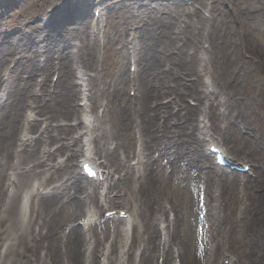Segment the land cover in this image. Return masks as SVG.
Wrapping results in <instances>:
<instances>
[{
    "label": "rangeland",
    "instance_id": "374dc122",
    "mask_svg": "<svg viewBox=\"0 0 264 264\" xmlns=\"http://www.w3.org/2000/svg\"><path fill=\"white\" fill-rule=\"evenodd\" d=\"M90 1L0 0V35H2L0 37V133L3 139L6 130L15 128L16 132L19 118L23 119V116L30 110L28 106L22 109L17 122L13 123L9 129L10 124L6 118L18 99V96L14 97V93L18 92L19 94L22 88L20 87L16 91L17 87L27 82L28 85L25 86V89L29 93L30 87H35L34 84H38L42 78L40 75L27 76L24 69L29 62H42L45 56H52L54 60H57L58 55L55 53L60 50L61 46L67 45L66 54L68 48L77 51L81 46V42L77 38L82 39L89 35L90 40L94 41L97 61L90 62L87 66L78 55H75L72 64L75 71H85L86 76H96L97 78L93 82L95 84L93 90L91 89L92 94L95 93L96 96L94 95L93 102L90 100L87 105L90 104L92 108L95 103L93 109H88V115L92 121L91 125H98L96 135H99L95 141L90 139L89 135H84L85 139H89L87 144L92 152L95 149H101L103 144V148L111 142H113L111 148L122 144L121 137L117 132V118L120 116L125 117L123 124L130 129L129 133L132 139H134V132L138 138L137 133L142 130L138 105L141 94L147 87L146 90L150 94L160 95L159 99L151 98L150 102L157 100V103L156 105L152 103L149 106L154 110V112H150L154 130L151 133L152 128L147 135H150L158 146L153 144L148 151H145V156L142 158L143 161L146 160V157L149 158L151 163L149 162L148 170H144L146 166L139 167L136 164V155L140 151V147L139 142L136 145L134 143L130 146L129 166L128 162L126 163L127 179L119 184L117 189L119 191L117 198L119 199L115 200V206H110L108 209H124L135 214L139 203L136 202V196L132 190L139 191L142 181L144 189L141 195V211L142 209L146 210L148 219H159L163 228L166 227L160 233L156 231L159 237L155 240V244L159 240L161 249L164 241L169 242L170 263L168 264H172L174 252L180 253L181 249L187 256L185 264H201L199 253L202 239L198 236L197 219L203 211V204L198 197V195L200 196L199 188L202 187L206 197L207 222L209 224L207 238H209L211 246L217 245V243L221 245L215 252L214 264L217 262L222 264L223 261L228 263V260H223L228 256L234 257L235 261L236 257L242 261L243 250L241 247L246 241L247 243L264 241L261 238L264 237V177L263 184L259 182V185L255 183L253 177L241 182L235 179L237 177H221L219 179L208 178V175L207 178L206 176L200 177V173L194 171L196 169L194 166L198 164L196 162H200L198 161L199 150L201 149L202 154V149H206L209 142L203 143L194 131L195 134L191 135L186 144L180 146V150L176 151L173 140L180 139L182 133L186 136L188 128L184 121L186 113L181 106H189L195 109L193 116H196L197 123L207 124V135L210 140L218 139L220 144L229 150L234 160L247 163L250 166L252 164L255 172H259L260 164L264 167V0H93L92 3H89ZM101 1L103 4L100 3ZM104 6L106 8L102 9ZM209 6H213L217 12H211ZM221 12L225 13L231 22L223 24L221 21V23L219 20L222 19ZM96 20L97 27L92 32V26ZM217 24H219L218 27ZM216 33H218V37L215 45L223 47L221 52L223 57L221 59L214 57V59L231 71L227 77L232 85L231 88L225 87L220 80L212 76V73H215L211 67L212 60L206 64L208 67L203 65L199 67V72L195 77L196 81L194 76L187 77L182 70L189 55L193 56L197 53L199 63L208 60L209 52L206 51L211 50L210 41L214 39ZM29 40H32L37 48L47 44L49 49L44 53L35 51L30 54L25 51V49H30L26 44V41ZM40 40H44V42H40ZM67 41H69L68 44H66ZM82 44H85L84 41ZM196 49L199 51L196 52ZM145 57L148 64L141 65L140 69L137 67V70L135 60ZM238 63L244 65V69H237L239 72L235 71ZM124 74L138 81L143 86V90H137L135 84L124 87L123 91L120 90L121 86L116 83V78L122 77ZM57 77V73H51L49 80L45 82L46 85H42L43 97L46 96L43 103H46L47 109L55 111L56 116L61 114L58 109L61 107L63 97L58 93L50 92L48 94V88L50 91L52 90L53 87L50 88L49 85H55L58 81ZM202 80L205 86L208 83L210 90L207 91L209 93H203L206 88L202 84ZM195 85L196 87H193ZM55 88L58 90L57 87ZM85 88L90 89L89 86ZM88 90L85 92L87 93ZM121 92L131 100V108L117 104L115 94ZM205 95L223 103L230 100L231 97L232 100L228 101L230 106L221 104L220 110L229 115L237 114L238 121L240 123L243 121L250 128V136L236 131V136L223 134L218 129V125L220 126L221 123H218L216 128H211L210 125L214 124L213 119L207 116L206 107L200 103ZM30 97L31 95L28 99ZM38 99L40 98L38 97ZM76 103L74 106L78 108ZM165 107L168 108L166 113L164 112ZM217 108H213L215 115H217ZM146 112H148V107L141 111V114L144 115ZM34 114L38 115L39 119L44 118L36 112H33L32 115L34 116ZM81 114L83 115L84 112L81 111L79 117ZM104 114L106 117L101 120L100 118ZM165 120L169 133L155 142L156 126L163 125ZM64 123L70 124L69 122ZM195 123L196 121L193 120L194 127ZM49 124L48 129H56L55 122H49ZM41 126L45 127L42 123ZM15 132L12 140L16 137ZM78 132L83 131L78 130ZM70 135L78 137L79 133L69 132L66 138L60 137V142L50 144V149L54 150L59 147L61 142H70ZM79 138L81 141H78L77 144L83 146V139ZM191 140L193 146H191ZM70 148L76 149L75 146ZM10 150H13V146L10 147ZM126 150V145L119 150L122 153V158L125 155L123 152ZM188 150L191 151L194 160L196 159L195 162L189 161L191 153ZM4 152L5 147L3 146L2 149L0 147V158L5 156ZM67 154V152H63L56 157V160L64 161ZM134 154L135 156H132ZM187 155H189L188 159L184 157ZM95 160L99 163L103 159L96 156ZM81 161L82 158L78 157L74 162L78 171ZM210 162L212 163V160ZM189 163H193V165ZM200 163L208 165L204 161ZM109 168L111 167H106L107 170H110ZM261 171L264 172V168ZM122 174L121 172L112 174L113 176L108 177L107 185L109 186L114 178L121 177ZM64 175L62 172L60 177L62 178ZM37 182L38 180L34 179L32 181L35 188ZM57 182H50L49 187L51 188ZM81 182L86 185L90 183L83 178ZM25 191H27L26 188L17 197L18 207ZM109 192L110 195L115 194L114 191L109 190ZM77 196L82 197L83 195L80 192L74 193L73 189H68L64 195L62 193L59 196L61 198L59 203L53 206V209L56 210L60 208L58 220L64 221L63 227L59 230L60 235L67 233L69 226L77 224V219H71L75 212V206H68L70 202L68 197L77 199ZM236 196L242 197L240 202L235 200ZM247 197L254 198L256 214L253 219L252 217L250 219L254 230L249 228L247 236H243L241 231L232 228L231 223H233L237 210L245 206L251 207L249 206L251 201L247 200ZM30 203H35V200H30ZM215 204L219 206L216 211H220L221 221L215 220V216H212V206ZM104 210L105 208L101 214L105 212ZM137 220H134L136 226L141 225L139 219ZM104 226L101 224L94 228L96 237L99 239L102 237L101 229H104ZM107 228L109 237L103 238L105 240L102 245L97 246L99 251L105 244L110 245L113 240L110 235L112 223H108ZM138 231H141L142 235L140 227ZM44 233L42 228L34 231V234L42 239L40 243L44 247V252L42 251L40 255L47 253L46 257L41 260V264H55V260L65 263L66 258L64 249L61 247L62 244L56 243L51 235L45 236ZM142 238L145 240L147 237L143 236ZM257 244L259 245V243ZM1 245L0 243V251ZM141 246L139 239L133 246L125 248L123 253L130 249V252H133L132 261L135 264L138 261ZM58 250L60 257H58ZM83 250L84 247L81 248V251ZM121 250L122 248L112 252L110 257L114 259L116 252L119 253ZM50 253L55 260L50 258ZM193 256L195 261H193ZM183 258V255L180 256L181 261ZM20 260L22 261L13 263L12 259L8 258L6 264H29V261L25 259ZM81 262L83 263V261ZM98 263L97 257L95 264ZM130 263L133 264L129 261Z\"/></svg>",
    "mask_w": 264,
    "mask_h": 264
},
{
    "label": "bare ground",
    "instance_id": "6f19581e",
    "mask_svg": "<svg viewBox=\"0 0 264 264\" xmlns=\"http://www.w3.org/2000/svg\"><path fill=\"white\" fill-rule=\"evenodd\" d=\"M93 0H91L89 3H92ZM45 2H49V0H45ZM44 4L42 5V7ZM90 6V4H89ZM106 6H104L102 9H105ZM209 10L211 12H217L213 8V6H209ZM42 11V9H41ZM220 17L222 19H219L220 22L222 21L223 24L231 22V19L225 15V13L221 12ZM221 22V23H222ZM219 24H217V27ZM2 37V35H0ZM218 37V33H216L214 39L210 41L212 44V48L209 51H206L207 53L209 52V57L208 60L204 64H208L209 60H212L211 62V67L214 69L215 73H212V76L215 77L216 79L220 80L222 84L227 87L231 88L232 85L230 84V80L227 79L229 73L231 72L227 68L223 67L214 59L215 58H222V49L223 47H217L215 45L216 40ZM85 44H82V50L81 54L79 51H77V55H79L84 63H90L96 61V53L94 52V42L90 40L89 35L82 39ZM28 48L30 49H25V51H28L30 54L35 53V51H38L40 53H43L41 51V48L39 49L35 47L31 41L30 44L28 45ZM60 49H65L64 46H61ZM199 50L196 49V52ZM201 52V51H200ZM61 54L58 57V61L63 59V62H59V70H58V81L56 84V87L58 90H53L56 91L59 95H62L63 97V102L61 104V107L58 109V111L61 113L60 115L56 116V112L47 109L46 108V103H43V100L46 99V96H44L43 99H40L39 101L36 100V97L39 95L43 94L40 93L39 89L32 88L29 93L34 96L33 98H29L30 94L26 92L27 89H25V86L28 85L27 82H24L22 86H18L16 91L21 88V92L14 93V97L18 96V99L16 100L14 107L12 110H10L6 121H9V129L12 127L13 123H16L19 117V114L22 109L26 107L27 102H32L31 104L29 103V106L34 107L36 112L39 115H42L44 117L43 123L46 122H56V129H47L46 124L45 125V131L41 130L38 135L35 137H30L29 133H37L38 132V125L37 123V118H31V114H27V116H24V119L21 120V127H24V131H21L20 129L18 139L15 141L16 137L12 140V136L15 132V128H12L10 130H6L5 137L3 139L1 133H0V147H5V156L0 158V242L2 244L7 245L5 247L4 253H0V262L1 264H6V258H11L12 262L15 263L18 261H22L20 259H25L26 261H29V264H41V260L43 257H46V253L44 255H40V249L42 247L41 241L42 239L37 237L34 234V231L38 228H42V230L45 231L44 235H51V237L54 239L56 243H61V247L64 249V254L66 258V262L60 263V261L55 260L53 255L50 253V258H53L55 260V264H92L94 259L97 258V252L98 250L91 251L90 250V238L82 237L81 232L85 231V229H93V225L95 224V221L97 220L99 222L100 217L98 216V212L94 211V209H89L87 212H84L85 208V203L90 202L91 204L95 205L96 208H98V200H101L102 202H105L106 204H114L116 201V198H110L109 197V192H104L105 189L102 186V191L98 194L96 193L97 186L104 185V182L106 179H108V176L110 174V171L106 170V167H111L109 169H113L114 173H120L124 172L122 174L123 181L127 179V173H126V163L128 160H131V156L129 151L131 150L130 146H132L134 143L135 145L137 142H139V147L140 151L136 155L137 158V165L140 167V165L146 166L144 168L145 171L148 170L149 166V158L146 157V160L143 161L142 158L145 156V151H148V149L154 144L156 147L158 144L154 143L152 140V137L148 134V131L151 130V133H153L154 130V125L152 124V116L150 112H154V110L150 109L149 106L154 103L156 105V101L150 102L151 98L157 97L159 99L160 95L155 94L152 95L150 94L145 87L144 92L141 94V99L140 102H138L139 105V121H142L141 125V132L137 133L138 138H136V133L134 132V139L130 136V129L126 127L123 124L124 116H120L117 118V124H118V135L121 137L122 144L116 145L111 149V145L113 142H111L107 147L103 148V145L98 149H95L94 153L89 152V149L84 150L83 147H79V149H74L70 148L69 146L72 143L76 142V138L73 136H70L69 140H71L72 143L70 142H61V145L59 147H56L53 151L50 150L49 145L53 144L54 142H60V137L66 138L68 135V132L71 131L70 125L64 122L70 121L69 119H72L76 116L78 109L75 108L74 103L77 98L81 95L79 93L81 89L76 90L74 87V84H76L73 81V69H72V60H73V51H70V54ZM204 54H206L203 51ZM201 56V54H200ZM187 58V55H185ZM47 59L46 63L40 64V63H35V61H30L28 66L25 67L24 72L27 75H30V77L35 76V75H40L42 85L45 84V81L49 79L50 74L54 71L53 67V59L52 57L45 56ZM187 61V62H186ZM186 61L183 64L182 70L183 73L189 77V76H194V80L196 81L195 77L196 74L199 72V67L201 64L197 60V53H195L193 56H188ZM147 58H142V59H137L135 60V63L138 67V69L141 68V65L148 64ZM203 64V65H204ZM239 64V65H238ZM236 65L235 71L239 72L238 70L244 69V65L241 63H238ZM40 66L42 68H40ZM204 67H208L205 65ZM137 69V70H138ZM144 69V68H142ZM238 69V70H237ZM78 79H82V74L78 73L77 75ZM79 76V77H78ZM82 87H84V81H87V85H91V80L89 78H83L82 79ZM116 83H118L121 88L120 90L123 91V88L129 85H136L137 90H143V86L138 83V81L132 79L130 76L124 74L122 77L116 78ZM35 87L42 88V85L40 84H34ZM86 86V85H85ZM193 87H196L193 86ZM84 90V89H83ZM52 91V92H53ZM85 91V90H84ZM204 94L207 93V89L203 91ZM84 97L80 98L79 101H84L85 98H90L91 95L87 93H82ZM152 95V96H151ZM191 96V95H190ZM205 97L210 100L209 96ZM115 98H117V104H123L126 107L129 106L131 108L132 102L129 98H127L122 92L120 94H115ZM34 103V104H33ZM79 103V102H78ZM214 105V102L211 101L209 106ZM218 104L215 103V106ZM228 106L230 104L228 103ZM146 107H148V112L144 113V115L141 114V111H143ZM184 110L185 118L184 121L187 125V130H186V136H184V133L181 134V138L176 140H173L174 147L176 148V151L180 150V146L186 144L188 139L190 138L191 135H194L195 127L192 124V121L194 120L193 117V112L195 109L186 107V106H181ZM83 110L85 108H82ZM86 111V110H85ZM168 111V108H164V112L166 113ZM208 116L213 119L214 124L213 125L216 128V125H218L219 121V115H215L214 111L209 108L208 110ZM226 120V119H225ZM5 121V122H6ZM224 119H222V122ZM79 125L82 127V129L87 128L86 132L88 131V128L90 127L91 123L87 119V115H84L81 120L79 121ZM64 123V124H61ZM242 125H246L245 123H241ZM19 125V120L17 123V127ZM15 126V125H14ZM167 122L166 120L164 121L163 125L156 126V134H154V137L156 138L155 142L159 140L160 138L164 137L169 133L167 131ZM199 129L202 130L203 127L206 126H201V124L198 125ZM221 130H223L228 136L231 135H236V132H243L242 129L239 126V122L236 120V117L234 114H232L226 121L225 125L223 127L219 126ZM95 133L94 129H90ZM84 133H80L81 135H84ZM231 134V135H229ZM117 136V134H116ZM159 136V137H158ZM184 136V137H183ZM91 138V137H90ZM98 138L97 135L94 136L93 140H96ZM208 140V139H207ZM15 146V150L11 152L10 147ZM126 145L127 150L123 152L124 157L122 158L119 150L123 148V146ZM208 144V146H210ZM191 146H193V142L191 140ZM187 147V146H186ZM14 149V147H13ZM84 150V151H83ZM201 150V149H200ZM199 150V159L198 161H202L203 157L200 154ZM190 153L191 151L188 150ZM225 151H227L225 149ZM63 152H67L68 154L66 155V158L62 162L56 161V157L61 155ZM92 153V154H91ZM98 156L103 159V161L99 164H96L93 162V164L97 167V169L101 172V174L104 176V182L99 183V182H94L92 181L93 185L86 186L83 185L80 181V176L81 173H79L76 170V167L74 165V162L76 161V158L81 156L82 158L93 160V156ZM132 156H135L132 155ZM142 156V157H141ZM184 157H189V155L184 156ZM210 153L206 152L204 160H209ZM55 160V161H54ZM191 162H195L196 159L194 160L193 155L191 153V159L189 160ZM200 162H196V166H199V169H194L195 172H201L202 165H200ZM129 163V162H128ZM151 163V162H150ZM190 165H193V163H189ZM245 164L241 165L244 166ZM129 166V164H128ZM202 167V168H201ZM209 168V165L206 166ZM216 169L221 170L223 173H227L228 171L222 167H218L216 165ZM133 170V168H132ZM59 171L64 172V177H60L61 173ZM235 177V176H233ZM255 182H261L263 184V177H264V172L261 171L259 174L255 175ZM34 180H38L37 182V189L33 190L32 186L30 187L31 182ZM121 177L118 176L116 180L113 181V183L109 186V189L111 191L115 192V196L118 194L119 191H117ZM57 182L56 185H54L51 189L46 190V186L50 184V182ZM141 189L139 191L133 190L132 192L136 196V202L139 203L138 209L135 211L136 216L138 219L141 220V228L144 229V232L147 234H152L151 237H147V241L143 247V250L141 251L140 254V261L138 264H154V254L157 253L158 257L161 255L163 258V264H168L169 263V249L167 243H163V246L160 249L159 244H155L156 237L152 239V236H156V229L158 228V224L156 219L150 220L148 219V213L146 210L142 209L141 211V195L143 193L144 189V183L141 181ZM32 189L30 196L34 199L36 198V202L32 207L30 206L29 210V217L27 221H23L21 217L24 216V211L25 206H21L19 209L16 200L19 194L20 189ZM42 190L40 191V189ZM99 188V187H98ZM12 189V193L10 194L8 198V190ZM73 189L74 193H85L84 198H77L74 199L75 197H71L69 205L68 206H75V212L73 213L71 219H77L78 217L81 220V225L76 226V227H71L69 229L68 234L65 232L62 236L60 235L61 232L59 230L63 227L64 221L58 220V212L60 211V208L58 210L53 209V206L59 203L61 194H65L66 190ZM44 190V191H43ZM7 192V196H6ZM27 192H30V190ZM68 192V191H67ZM7 197V199H6ZM250 197V196H248ZM247 197V200L251 201V206L250 208L248 206H245L244 208H241L237 210V214L234 217L232 228L237 229L242 232L243 236H247L249 228L251 230L253 229L252 222H250V219L254 218L256 214V208L254 206V198L249 199ZM242 199L241 196H236L235 200L237 202H240ZM216 205H214L213 210L215 211ZM117 216L115 218L109 219L111 222L114 223L115 228L114 230V243L113 245H110L111 251H115L116 248L118 247L117 244H122L125 242L123 237H127V233L125 232L126 230L119 229L116 227L117 224L124 222H130L132 216L128 214L127 219L122 220L119 219L118 217V212ZM127 213V212H125ZM213 215H215V220L221 221L220 216L218 213L214 212ZM93 233V232H92ZM133 243L136 241V228L135 231L133 232ZM133 238V237H132ZM264 239V237H261ZM245 239V238H244ZM257 242V241H256ZM259 243V245L257 244ZM257 243H247V241L243 244L241 247L243 252L241 258L243 260H237V264H264V241L257 242ZM240 244V243H239ZM3 245V246H4ZM96 245H100V240H96ZM86 246L84 249V252L88 253L86 257V262H81L84 259V253L83 251L81 252V247ZM219 247L217 246V249ZM259 249V251H257ZM209 254L213 252L212 249H208L207 253ZM184 254V251H183ZM60 252L58 250V257H60ZM132 257V253L128 254V262L130 261V258ZM158 257L156 259H158ZM240 258V259H241ZM85 260V259H84ZM195 257L193 256V261H195ZM62 261V260H61ZM116 264L120 263L119 259H115ZM185 263H187V259L184 257ZM35 262V263H34ZM212 264L211 262H205L204 264ZM232 263V262H231ZM19 264V263H17ZM108 264V257H107V262ZM109 264H115V262H109ZM156 264V263H155Z\"/></svg>",
    "mask_w": 264,
    "mask_h": 264
}]
</instances>
